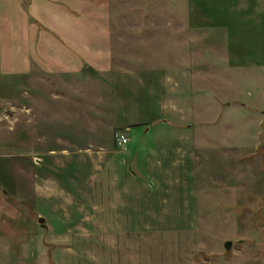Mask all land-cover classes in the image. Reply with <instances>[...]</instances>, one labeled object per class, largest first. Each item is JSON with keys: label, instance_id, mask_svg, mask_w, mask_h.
I'll list each match as a JSON object with an SVG mask.
<instances>
[{"label": "rangeland", "instance_id": "1", "mask_svg": "<svg viewBox=\"0 0 264 264\" xmlns=\"http://www.w3.org/2000/svg\"><path fill=\"white\" fill-rule=\"evenodd\" d=\"M60 3L79 67H0V264H264L261 0Z\"/></svg>", "mask_w": 264, "mask_h": 264}, {"label": "crops", "instance_id": "2", "mask_svg": "<svg viewBox=\"0 0 264 264\" xmlns=\"http://www.w3.org/2000/svg\"><path fill=\"white\" fill-rule=\"evenodd\" d=\"M61 1L28 0L25 5L26 0H0V67L4 72L30 76L36 70L79 67L77 54L67 49L76 44L79 19Z\"/></svg>", "mask_w": 264, "mask_h": 264}, {"label": "built area", "instance_id": "3", "mask_svg": "<svg viewBox=\"0 0 264 264\" xmlns=\"http://www.w3.org/2000/svg\"><path fill=\"white\" fill-rule=\"evenodd\" d=\"M116 137V144L119 146V147H125L126 143H127V137L122 134V133H116L115 135Z\"/></svg>", "mask_w": 264, "mask_h": 264}, {"label": "water", "instance_id": "4", "mask_svg": "<svg viewBox=\"0 0 264 264\" xmlns=\"http://www.w3.org/2000/svg\"><path fill=\"white\" fill-rule=\"evenodd\" d=\"M40 220H41V221H43V219H42V218H41ZM230 244H231V242H230V241H226V242H225V248H226V249H228V248H229V246H230Z\"/></svg>", "mask_w": 264, "mask_h": 264}]
</instances>
